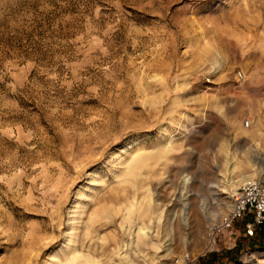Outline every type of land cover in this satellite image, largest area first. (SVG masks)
I'll use <instances>...</instances> for the list:
<instances>
[{"label": "rangeland", "instance_id": "rangeland-1", "mask_svg": "<svg viewBox=\"0 0 264 264\" xmlns=\"http://www.w3.org/2000/svg\"><path fill=\"white\" fill-rule=\"evenodd\" d=\"M262 165L264 0H0V264H264Z\"/></svg>", "mask_w": 264, "mask_h": 264}, {"label": "built area", "instance_id": "built-area-1", "mask_svg": "<svg viewBox=\"0 0 264 264\" xmlns=\"http://www.w3.org/2000/svg\"><path fill=\"white\" fill-rule=\"evenodd\" d=\"M237 76L242 79V72L239 71ZM240 220L243 221L242 229L247 236H252L264 224V165L257 176L244 181L234 190L229 208L220 222L212 227V233H235V224Z\"/></svg>", "mask_w": 264, "mask_h": 264}]
</instances>
